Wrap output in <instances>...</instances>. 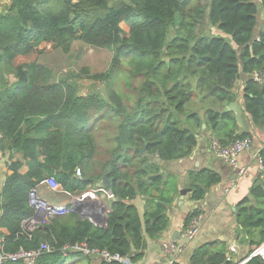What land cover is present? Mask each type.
Segmentation results:
<instances>
[{
	"label": "trees",
	"instance_id": "trees-1",
	"mask_svg": "<svg viewBox=\"0 0 264 264\" xmlns=\"http://www.w3.org/2000/svg\"><path fill=\"white\" fill-rule=\"evenodd\" d=\"M75 40L113 52L108 71L84 70L105 83L107 92L93 87L82 95L77 83L55 80L37 60L15 64L42 53L46 42L69 53ZM126 62L131 75L142 79L132 104L112 86ZM254 72L264 73V0H8L0 8V150L9 155L11 170L1 190L0 229L8 230L0 232L3 250H38L47 243L49 250L34 264H121L74 250L77 245L133 263L142 259L145 235L159 239L169 228V208L179 192V177L165 172V163L190 156L205 123L224 144L252 138L251 131L238 133L235 112L224 110L230 102L241 100L246 119L264 128V82L252 78ZM242 76L249 78L237 91ZM105 120L117 130L108 136L113 144L108 157L99 161L92 131ZM16 152L26 173L24 163L12 159ZM259 156L261 175L250 196L237 204L236 221L244 234L239 242L250 247L245 264H264L260 256L250 257L264 243V148ZM105 175L111 181L105 190L116 197L106 226L71 210L32 232L25 229L34 214L30 193L38 184L53 179L64 193L79 197L90 187L103 188ZM187 176L193 203L221 180L208 169ZM138 196L145 201L143 216L132 203ZM202 212L189 210L184 228ZM228 253V242L215 240L193 250L190 263L233 264Z\"/></svg>",
	"mask_w": 264,
	"mask_h": 264
},
{
	"label": "crops",
	"instance_id": "crops-1",
	"mask_svg": "<svg viewBox=\"0 0 264 264\" xmlns=\"http://www.w3.org/2000/svg\"><path fill=\"white\" fill-rule=\"evenodd\" d=\"M123 24L126 23H122V27ZM208 29L212 30L214 34L223 35L224 33L215 27L209 26ZM75 42L81 41L75 40L72 48L74 47ZM46 44L52 46L51 43L46 42L40 46V49H42L43 45ZM247 78L249 77L242 76V78L237 82V91H241L243 89ZM240 101L241 100H238L237 102L241 105ZM194 109H197L199 112L204 111V108L199 105H196ZM250 125L253 142L252 148L242 152L238 157L239 167H245L246 169L244 174H240L238 167H234L223 158L216 156L211 151L210 142L213 134L206 123L197 134L198 144L190 156L165 163V172L175 173L179 177V192L176 195L174 203L170 206L171 208H169L168 213L170 217V226L159 239H152L145 235L144 256L142 259L133 264H169L170 260L173 258L175 262L191 264L190 256L192 251L205 243L215 240L226 241L228 242L229 247L232 244H237L239 248L238 252L233 256V264L242 261L250 250V247L248 244H240L239 242L244 234L236 221L237 204L243 198L250 196L254 181L260 177L263 170L257 154H259L261 149L264 148V128L261 129L255 127L251 123ZM242 131L243 129L240 126L238 133ZM8 156V154L4 155L0 150V204L3 184L6 176L11 173V170L9 169L10 160L8 159ZM12 159L19 160L24 163L21 168L22 173H26L28 171V166L21 153H13ZM204 169L216 172L220 175L221 180L208 190L205 198L201 202L193 203L189 198L190 189L187 175L189 172H196ZM89 190L93 189L90 187ZM93 191L98 195L101 188L98 187ZM181 195H183V197H181ZM73 197L77 196L66 194V198L64 199H78ZM80 197H82V195L79 196V198ZM98 198L101 200L104 207H107L108 210L111 211L112 197L109 196V191L105 190L103 193L98 195ZM58 201H60V199ZM132 203L137 206L140 214L143 216L145 209L144 199L141 196H138L132 200ZM183 207H186V209H183ZM195 207H199L203 210L202 214L204 219L201 232L196 239L191 242H186L183 237L185 231L184 218L186 213ZM0 232L8 234V230L5 228L0 229ZM168 242L182 246V250L175 254V256L167 254L164 249V244Z\"/></svg>",
	"mask_w": 264,
	"mask_h": 264
},
{
	"label": "rangeland",
	"instance_id": "rangeland-1",
	"mask_svg": "<svg viewBox=\"0 0 264 264\" xmlns=\"http://www.w3.org/2000/svg\"><path fill=\"white\" fill-rule=\"evenodd\" d=\"M7 4L8 0H0L1 9H4ZM123 28L126 32L129 31L128 24H123ZM42 49V53L16 59L15 64L22 63L24 61L37 60L40 64L49 67L53 71L55 80L70 79V81L77 83L82 95H86L93 87H96L102 93L107 92V85L105 83L89 78L84 70L89 69L92 74L104 73L108 71L113 58V52L111 50L92 47L82 41L75 42L74 47L69 53L56 49L49 44L43 45ZM130 70L131 66L126 62L125 65L115 73V78L112 83V86L120 92L124 103L126 104H132L135 102L138 97L137 88L140 87L142 82V79L134 78L131 75ZM4 76L13 81V78L10 75L5 74ZM191 106L192 104L188 105V111H193L191 110ZM116 130V127L112 128V123H110V121L105 120L99 122L94 131H92V134L95 135L97 141V159L99 161L108 157L107 151L113 145L108 142V136H113L116 133ZM98 187L99 184L91 188L94 190ZM93 190L88 189L83 196H95V192ZM42 194L47 199L56 201L59 199L61 201L66 198V194L63 190L48 192V190L45 189Z\"/></svg>",
	"mask_w": 264,
	"mask_h": 264
},
{
	"label": "built area",
	"instance_id": "built-area-1",
	"mask_svg": "<svg viewBox=\"0 0 264 264\" xmlns=\"http://www.w3.org/2000/svg\"><path fill=\"white\" fill-rule=\"evenodd\" d=\"M252 78L256 81L263 83L264 82V73L262 72H254L252 74ZM0 139H2V133L0 132ZM252 138H237L230 143L224 144L219 139L212 137L210 142V149L211 151L218 157L223 158L229 164L233 165L234 167L239 168L240 174H244L246 169L245 167H239L238 157L239 155L252 148ZM259 161L263 167V161L260 158L259 154H257ZM77 177H82L81 169H78L76 172ZM101 188V187H100ZM45 189L49 191H60L62 187L53 179H48L40 184H38L30 193V204L34 209V214L31 218L27 219L24 223V227L27 231L32 232L36 228L40 226H44L48 223L49 219L56 217L58 215H63L68 213L69 211L73 210L74 202L76 199H63L61 201L47 199L42 192ZM104 188H101V191ZM93 196V195H92ZM109 196L112 197L113 195L109 192ZM82 197H84L82 195ZM81 197V198H82ZM98 195L95 193V196ZM204 216L200 214L198 217L194 218L191 224L185 228L183 237L185 238L186 242H191L200 234L201 227L203 223ZM238 245L232 244L229 247L228 253V261H233V256L235 253L238 252ZM73 249L81 250L85 254H93L101 257L104 261H118L121 264H133L129 257H124L119 254H111L108 251H99L98 249L89 250L85 246L77 245L73 247ZM164 249L167 254H171L175 256V254L179 253L182 250V246L177 245L172 242H168L164 244ZM49 250V246L47 243L41 245L40 249L38 250H26L21 248L16 252H7L3 250L2 244H0V264H4L6 262H17L23 261L27 264H34L36 258L40 255L41 252ZM253 256H260L264 260V243L260 246L256 247L250 257ZM248 259H244L242 261L236 262L234 264H245ZM175 262L174 258L170 260L169 264H173Z\"/></svg>",
	"mask_w": 264,
	"mask_h": 264
},
{
	"label": "water",
	"instance_id": "water-1",
	"mask_svg": "<svg viewBox=\"0 0 264 264\" xmlns=\"http://www.w3.org/2000/svg\"><path fill=\"white\" fill-rule=\"evenodd\" d=\"M225 111L232 110L236 113L237 122L242 127L243 132H250V123L243 114L241 105L237 102H230L224 107ZM144 151V150H142ZM111 185L110 179L107 175L104 176L102 186L104 189H108ZM183 197V195H181ZM112 200L116 201V197L112 196ZM171 208V207H170ZM186 209V207H183ZM73 210L78 212L83 217L90 218L94 223L106 226L107 215L110 212L107 207H104L103 203L98 197L87 195L82 198H78L74 202Z\"/></svg>",
	"mask_w": 264,
	"mask_h": 264
}]
</instances>
